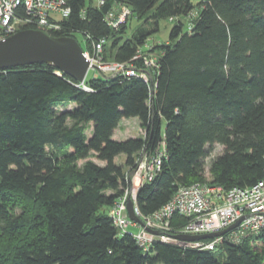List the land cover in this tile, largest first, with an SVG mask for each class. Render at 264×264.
Wrapping results in <instances>:
<instances>
[{
  "label": "trees",
  "instance_id": "1",
  "mask_svg": "<svg viewBox=\"0 0 264 264\" xmlns=\"http://www.w3.org/2000/svg\"><path fill=\"white\" fill-rule=\"evenodd\" d=\"M65 1L69 15L48 33L104 39L106 61L145 71L133 58L161 20L172 19L169 42L151 46L148 83L104 75L84 80L87 91L49 64L0 70V264H264V230L214 251L154 241L143 252L108 216L142 152L164 150L137 193L144 216L182 186L229 190L264 177V0ZM118 5L130 14L112 29L104 15ZM124 119L144 136L114 140Z\"/></svg>",
  "mask_w": 264,
  "mask_h": 264
},
{
  "label": "built area",
  "instance_id": "2",
  "mask_svg": "<svg viewBox=\"0 0 264 264\" xmlns=\"http://www.w3.org/2000/svg\"><path fill=\"white\" fill-rule=\"evenodd\" d=\"M93 1L100 7L105 0ZM69 13L65 0H0V41L28 26L47 33L59 30V22ZM129 14L127 7L118 5L105 13L104 21L108 27L117 29ZM195 16V12L191 14V17ZM78 35L81 36V43L78 42L83 56L89 63L88 70L94 69L103 76L137 77L146 83L150 81L148 72L156 66V55L149 52L151 45L146 43L133 58H142L145 66V71H137L129 64L104 60V39L95 42L87 35ZM83 83L80 85L88 91ZM163 157V149L151 154L142 152L129 173L131 175L125 174L126 188L108 211L119 235L128 226L137 228L133 237L143 252H147L154 241L181 248L214 251L224 242L240 244L244 238L256 236L264 230V177L251 187L229 190L209 183L182 186L157 211L148 216L142 215L137 206V193L142 186L154 180ZM128 202L132 204L133 213L139 221L129 219ZM177 218L183 219L184 223L176 226ZM238 221L236 227L213 238L197 241L180 239V236L218 234Z\"/></svg>",
  "mask_w": 264,
  "mask_h": 264
},
{
  "label": "water",
  "instance_id": "3",
  "mask_svg": "<svg viewBox=\"0 0 264 264\" xmlns=\"http://www.w3.org/2000/svg\"><path fill=\"white\" fill-rule=\"evenodd\" d=\"M34 64L52 65L78 84L84 82L89 66L79 42L73 37H53L40 29H24L0 41V70ZM127 213L130 220L139 221L130 202L127 203ZM239 222L218 234L180 236V239L213 238L233 229Z\"/></svg>",
  "mask_w": 264,
  "mask_h": 264
},
{
  "label": "rangeland",
  "instance_id": "4",
  "mask_svg": "<svg viewBox=\"0 0 264 264\" xmlns=\"http://www.w3.org/2000/svg\"><path fill=\"white\" fill-rule=\"evenodd\" d=\"M191 3L193 5H196L197 3H199L201 0H190ZM183 23H184V31L187 29V25H188V20L186 18H183L182 19ZM139 25V23L136 21V19H133L131 22H130V32L132 31V29L134 27H137ZM172 27V23L171 21L169 20H161L160 23H159V31L154 34L148 41L147 45L148 46H154L155 44L159 43V44H165L167 42H169V32H170V29ZM74 38V37H73ZM75 39L77 41H79L81 43V36H76ZM81 46V45H80ZM82 48V46H81ZM93 78H97V79H102L104 78V76L102 74H100L99 72H97L96 70L94 69H89L87 71V74H86V77H85V80L88 81V80H91ZM164 127V121L162 122V128ZM144 136V131L143 129H141L139 127V123H138V120L136 119H124L122 121H120L115 133H114V136H113V139L116 140V141H123V140H126L128 138H137V137H143ZM222 151V148L221 146H215L214 147V151L212 153V156H216L218 154H220ZM124 156H118L115 158V163L116 164H123L124 163ZM88 160L96 163L97 165H103L104 163L101 162V161H98L96 158L94 157H90ZM85 161H79L77 164L80 166L84 163ZM206 172H205V178L207 180V182H210L211 181V177L208 173V166L206 165V168H205ZM129 174L131 173V169H126L125 171V174ZM131 175V174H129ZM127 232H129L130 234H136L137 233V228L135 227H132V226H128L127 227Z\"/></svg>",
  "mask_w": 264,
  "mask_h": 264
},
{
  "label": "crops",
  "instance_id": "5",
  "mask_svg": "<svg viewBox=\"0 0 264 264\" xmlns=\"http://www.w3.org/2000/svg\"><path fill=\"white\" fill-rule=\"evenodd\" d=\"M115 133V132H114ZM114 136V135H113ZM113 138V137H112Z\"/></svg>",
  "mask_w": 264,
  "mask_h": 264
}]
</instances>
